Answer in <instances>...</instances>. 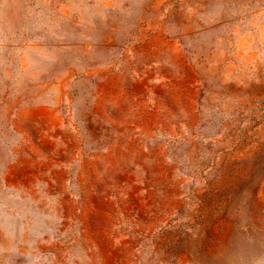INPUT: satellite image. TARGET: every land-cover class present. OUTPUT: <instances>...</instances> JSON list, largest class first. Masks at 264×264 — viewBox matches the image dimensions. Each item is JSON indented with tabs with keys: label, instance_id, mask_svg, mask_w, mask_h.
Listing matches in <instances>:
<instances>
[{
	"label": "rangeland",
	"instance_id": "374dc122",
	"mask_svg": "<svg viewBox=\"0 0 264 264\" xmlns=\"http://www.w3.org/2000/svg\"><path fill=\"white\" fill-rule=\"evenodd\" d=\"M253 21L264 0H0V264H264Z\"/></svg>",
	"mask_w": 264,
	"mask_h": 264
},
{
	"label": "crops",
	"instance_id": "0c3cea01",
	"mask_svg": "<svg viewBox=\"0 0 264 264\" xmlns=\"http://www.w3.org/2000/svg\"><path fill=\"white\" fill-rule=\"evenodd\" d=\"M252 24H254V26L258 28H264V22L253 21ZM256 38L259 39V42L250 45L248 47V57L242 59V61H246L247 63L246 68H241L242 72L240 74L242 75H250V73L254 72H256L257 74H261V72H264V30L260 31L259 35ZM224 71L225 70L223 69V73Z\"/></svg>",
	"mask_w": 264,
	"mask_h": 264
}]
</instances>
